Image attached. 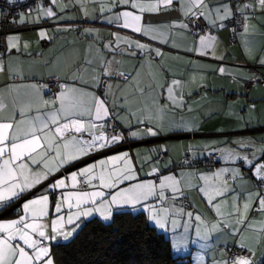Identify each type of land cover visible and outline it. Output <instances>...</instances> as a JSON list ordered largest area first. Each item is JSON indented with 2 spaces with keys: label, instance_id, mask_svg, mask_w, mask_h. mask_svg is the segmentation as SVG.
Segmentation results:
<instances>
[{
  "label": "snow or ice",
  "instance_id": "snow-or-ice-1",
  "mask_svg": "<svg viewBox=\"0 0 264 264\" xmlns=\"http://www.w3.org/2000/svg\"><path fill=\"white\" fill-rule=\"evenodd\" d=\"M69 8H79L84 20H100L117 30L105 38L99 29L83 28L92 38L87 56L67 67L62 80L55 72L47 82L26 74L20 57L31 56L30 42L19 32L0 36V214H13L0 219V264H56L54 242H70L91 218L109 222L115 211L126 208L141 210L161 230L182 228L172 240L177 251L187 247L190 230L196 237L192 242L202 241V247L221 234L222 243L231 237L239 251L215 264H260L256 251L264 248V143L257 148L251 139H238L229 142L235 147L204 152H218L236 165L209 172L181 167L161 174L152 153L167 154L166 146L150 149L139 163V153L124 150L65 169L128 139L196 131V121L183 115L193 111L185 102L191 93L183 91L189 80L170 73L167 60L180 59L179 52L223 60L216 55L219 41L212 29L223 30L228 21L239 25L232 31L244 37L243 47L250 53L256 30L252 21L264 15V0H47L9 22L51 21L53 33L69 32L73 26L60 23L74 19L66 15ZM33 13L35 18L26 20ZM37 37L55 39L43 27ZM118 56L137 62L121 70ZM258 63L264 66V58ZM189 64L194 72L200 67L195 61ZM43 66L58 71L67 60H47ZM215 70L225 73L223 66ZM201 148L189 145L182 165L198 159ZM192 191L211 216L178 203ZM257 215L262 218L255 219Z\"/></svg>",
  "mask_w": 264,
  "mask_h": 264
},
{
  "label": "crops",
  "instance_id": "crops-1",
  "mask_svg": "<svg viewBox=\"0 0 264 264\" xmlns=\"http://www.w3.org/2000/svg\"><path fill=\"white\" fill-rule=\"evenodd\" d=\"M19 15L15 19L19 20ZM66 15L74 18L65 19L60 22L73 26V30L69 32L53 33L51 31V21H42L40 24H13V28L9 33L19 32L22 40L30 42L28 51L31 53V56L25 55L20 57L24 72L29 76L35 74L36 79L43 78L45 81L49 78L50 72H55V75L62 80L67 75V67L73 66L81 56H87L86 50L88 45L92 43V38L83 34V28L93 27L99 29L101 36L105 38L110 31L117 30L113 26L105 24L100 20L82 19L79 8H69ZM34 18L35 13H33L31 18L26 16V20ZM252 24L256 26V30L254 39L251 41L250 53H246L243 47L244 37L240 34L237 36V46H229L227 43L229 35L227 28L223 30L212 29V34L216 35L219 41L216 48V55H223V60L214 59L212 56L200 57L193 53L184 52L178 53L180 59L169 58L167 60L170 73L174 74L177 78L189 80V83L183 91L186 94L191 93L190 96L185 95V102L193 111H184L183 115L186 118L196 121V131L179 134L165 133L162 136L147 138L143 141L128 139L125 143L132 146L116 152L128 150L132 154L139 153V156L136 157L139 163L149 153L150 149H159L161 146H166L169 149L167 154L152 153V157L154 161H158L156 160V155H164L163 159L159 161V167L161 174L167 175L170 171H180H177V168L172 169L173 162L185 155L189 145L202 146L201 155L198 159L194 160L204 158L207 155L203 153L211 152L212 148L235 147L234 144L229 142L238 139H251L255 142L257 148H259L264 143V83L260 84L255 81L257 79H264V66L258 63L260 58H264V15L258 14L257 18L252 21ZM41 27L49 29V34L54 35L55 39L51 41L38 40L37 29ZM127 34L133 35L131 33ZM137 38L143 39L141 37ZM166 51L176 53V50L166 49ZM92 55H96L94 49ZM103 55L107 56L108 53L104 52ZM57 59H66L67 66L61 67L58 71L55 67L50 66L45 68L43 66L44 61H55ZM117 59L122 61L121 70H130L131 66L137 62L136 59L129 58L128 56H118ZM190 60L195 61L200 66L197 71L194 72L192 66L189 64ZM221 66L225 68V73L223 74L215 70ZM192 75L196 76L195 81L190 79ZM2 80L3 77H0V81ZM112 82L120 83V81L116 80ZM125 143H122L121 146H128ZM118 146L114 147V149L103 150L94 156L87 157L76 164H72L65 171H72L77 167H82L86 163H91L93 160L110 156L116 152H109L117 149ZM242 151H247V149ZM213 154L217 157L218 164L209 171H214L220 167L236 166L230 162H225L219 156L218 152ZM198 170L201 172H209L208 170L202 171L205 169ZM242 171L245 175H249L247 167H244ZM141 175L143 177V173ZM149 178L155 179V177ZM192 192L188 194L191 200ZM197 196L202 207L209 210L200 196L198 194ZM187 204L190 205V203ZM188 209L191 210L192 205ZM12 215L9 212V214L2 218H11ZM250 215L252 214L250 213ZM254 218L259 220L261 216L257 215ZM245 235L251 234L246 233ZM229 239L231 245L236 247L232 238L229 237ZM64 242L60 240L54 242L53 245ZM261 253H264V248L256 251V259L260 261V264L264 261V256Z\"/></svg>",
  "mask_w": 264,
  "mask_h": 264
},
{
  "label": "trees",
  "instance_id": "trees-1",
  "mask_svg": "<svg viewBox=\"0 0 264 264\" xmlns=\"http://www.w3.org/2000/svg\"><path fill=\"white\" fill-rule=\"evenodd\" d=\"M52 252L56 264L189 263L173 256L166 233L152 226L145 213L131 209L115 211L109 222L91 218L70 242L52 245Z\"/></svg>",
  "mask_w": 264,
  "mask_h": 264
},
{
  "label": "built area",
  "instance_id": "built-area-1",
  "mask_svg": "<svg viewBox=\"0 0 264 264\" xmlns=\"http://www.w3.org/2000/svg\"><path fill=\"white\" fill-rule=\"evenodd\" d=\"M46 3H47V0H21L15 4H9L7 0H0V36H3L4 34L11 32L13 28V23H10L9 21H11L14 18H17L20 13L27 12L29 8H34L35 5L37 4H46ZM201 23H203V21H201ZM227 24H228L227 30L229 34L227 43L229 46H237L238 33H233L232 27L236 26L237 28H239V25L235 21H229ZM48 79L49 78H47L45 82H47ZM255 82L262 84L264 83V79H257ZM52 91L53 92L56 91V87L54 85H52ZM125 144L129 145L128 143H125ZM119 146H121V144ZM163 157H164L163 154H159L156 157V160L160 161L163 159ZM184 159H185V155H183L180 159H178L177 167L179 168L194 167L195 169H199V168L213 169L218 164L217 157L214 154L211 156L207 155L200 160H192L191 165H182V161ZM180 203L187 204L184 200H181ZM6 215L7 214H0V218ZM220 249L226 252L228 257L232 253L239 251V249L234 246L221 247Z\"/></svg>",
  "mask_w": 264,
  "mask_h": 264
},
{
  "label": "rangeland",
  "instance_id": "rangeland-1",
  "mask_svg": "<svg viewBox=\"0 0 264 264\" xmlns=\"http://www.w3.org/2000/svg\"><path fill=\"white\" fill-rule=\"evenodd\" d=\"M158 155H156V156H158ZM177 162H178V159L174 160L173 165H172L173 166L172 169L177 168L176 170L178 171V170H181V168L177 167ZM185 168L188 169L187 167H185ZM202 171H206V170H202ZM198 198L199 197L197 196L196 192L193 191L192 192V200L188 196V199L185 202L190 203V205H192L191 211L196 210V211L203 212L204 214L210 216L209 210H207V208L202 207V204H200ZM178 203H180V201ZM137 211H139V210H137ZM181 223H183V220L181 221ZM156 229L158 231H163L166 233L167 237L170 240L173 256L177 257L179 259L182 258L183 261L189 262V263H185V264H215V261H217L221 258H225V259L228 258V257H226L227 256L226 253L224 251L220 250V247L232 246L230 239H228L227 243H222L221 241H223V236L221 234H217V235L213 236L212 241L208 242L207 247H202L204 242H202V241H197L196 243L192 242L196 239V237H195L194 231L190 230L189 234H188L189 243H188L187 247H181L180 250L177 251L172 247V240H173V237L176 235H179L183 231V229L180 228L176 232H173V231H171L170 225H169L167 230H161L159 228H156ZM257 257H258V254H257Z\"/></svg>",
  "mask_w": 264,
  "mask_h": 264
},
{
  "label": "water",
  "instance_id": "water-1",
  "mask_svg": "<svg viewBox=\"0 0 264 264\" xmlns=\"http://www.w3.org/2000/svg\"><path fill=\"white\" fill-rule=\"evenodd\" d=\"M130 146H132V145H128V146H118L117 149H115V150H113V151H111V152H109V153H113V152H116V151H119V150H123V149H125L126 147H130Z\"/></svg>",
  "mask_w": 264,
  "mask_h": 264
}]
</instances>
